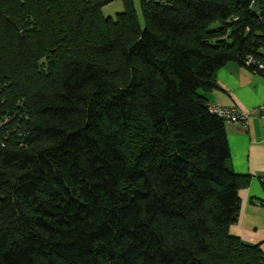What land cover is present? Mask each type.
Wrapping results in <instances>:
<instances>
[{
	"label": "trees",
	"instance_id": "16d2710c",
	"mask_svg": "<svg viewBox=\"0 0 264 264\" xmlns=\"http://www.w3.org/2000/svg\"><path fill=\"white\" fill-rule=\"evenodd\" d=\"M111 1L0 0V264H264L200 94L264 76V0Z\"/></svg>",
	"mask_w": 264,
	"mask_h": 264
},
{
	"label": "crops",
	"instance_id": "0c3cea01",
	"mask_svg": "<svg viewBox=\"0 0 264 264\" xmlns=\"http://www.w3.org/2000/svg\"><path fill=\"white\" fill-rule=\"evenodd\" d=\"M206 102L251 111L264 104V76L236 62H229L216 73V86L200 91ZM229 146V167L248 177L238 191V220L229 228L232 235L264 249V121L254 114L247 126L237 121L225 122Z\"/></svg>",
	"mask_w": 264,
	"mask_h": 264
},
{
	"label": "built area",
	"instance_id": "2783aa9c",
	"mask_svg": "<svg viewBox=\"0 0 264 264\" xmlns=\"http://www.w3.org/2000/svg\"><path fill=\"white\" fill-rule=\"evenodd\" d=\"M259 67H264V64H260ZM209 111L225 118L226 120L237 121L242 126H247L248 119L254 114L264 121V104L256 106L251 111H243L238 107H227L212 103L209 104Z\"/></svg>",
	"mask_w": 264,
	"mask_h": 264
},
{
	"label": "rangeland",
	"instance_id": "374dc122",
	"mask_svg": "<svg viewBox=\"0 0 264 264\" xmlns=\"http://www.w3.org/2000/svg\"><path fill=\"white\" fill-rule=\"evenodd\" d=\"M133 6L139 21V24L141 27L144 25V18H143V13L141 10V3L140 0H132ZM124 5H123V0H113L110 3L106 4L105 6L102 7L101 12L102 15L107 17L110 16L113 19H116L117 13L123 11Z\"/></svg>",
	"mask_w": 264,
	"mask_h": 264
}]
</instances>
